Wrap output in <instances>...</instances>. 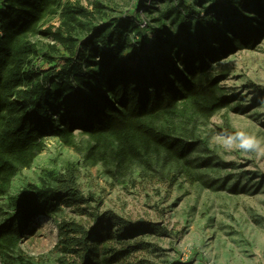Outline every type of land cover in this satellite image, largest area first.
Here are the masks:
<instances>
[{
    "label": "trees",
    "instance_id": "1",
    "mask_svg": "<svg viewBox=\"0 0 264 264\" xmlns=\"http://www.w3.org/2000/svg\"><path fill=\"white\" fill-rule=\"evenodd\" d=\"M163 1L167 8L146 29L138 12L111 22L100 0L91 9L78 0H0V197L47 138L76 149L77 131L87 137V157L117 182L135 170L147 181L158 182V174L171 183L181 175L191 179L198 146L208 148L195 135L197 120L229 104L220 86L228 73L217 74L216 66L263 42L264 0H209L202 10V0ZM60 8L59 27L43 29ZM81 16L91 18L87 29ZM38 35L53 43L39 47L31 40ZM251 87L264 93L263 86ZM67 172L56 176V187L30 183L10 196L14 214L0 206L2 264H12L7 255L18 250L35 217L52 215L63 202H87L72 164ZM104 214L93 215L90 229L59 225L58 246L68 255L59 264H130L129 257L148 249L131 240L157 233L156 224Z\"/></svg>",
    "mask_w": 264,
    "mask_h": 264
},
{
    "label": "rangeland",
    "instance_id": "2",
    "mask_svg": "<svg viewBox=\"0 0 264 264\" xmlns=\"http://www.w3.org/2000/svg\"><path fill=\"white\" fill-rule=\"evenodd\" d=\"M78 1L88 9L94 2ZM100 1L110 8L105 11L111 22L131 19L138 12L143 23L140 28L155 26L152 19L167 8L163 0ZM187 1L196 4L197 0ZM199 2V10L209 6V0ZM47 20L43 29H57L61 8ZM90 20L80 17L85 29ZM167 24L175 33L176 28ZM31 40L39 47L53 43L43 35ZM221 72L228 73L220 86L229 104L209 120H197L195 135L206 141L208 148L198 146L194 158L199 168L189 180L181 175L171 183V179L158 174V182L147 181L135 170L122 184L87 157V137L79 131L75 132L76 149L47 138L30 167L22 169L12 180L8 194L0 197L3 211L14 214L8 198L30 183L38 188L56 187V176L67 175L69 164L87 202H63L52 215L35 217L27 224L18 250L8 253L7 260L19 264L18 257L22 256L34 264H59L68 257L58 246L61 223L75 222L90 229L95 213L112 212L133 224L143 221L158 227L157 233H138L131 240L144 242L148 249L129 257L130 264H135V259L146 264H264V154L229 153L219 139L240 130L264 137V93L251 87H264V40L257 49L240 51L221 62L216 73Z\"/></svg>",
    "mask_w": 264,
    "mask_h": 264
},
{
    "label": "clouds",
    "instance_id": "3",
    "mask_svg": "<svg viewBox=\"0 0 264 264\" xmlns=\"http://www.w3.org/2000/svg\"><path fill=\"white\" fill-rule=\"evenodd\" d=\"M222 147L226 152L240 151L244 154H264V137L245 130L220 136Z\"/></svg>",
    "mask_w": 264,
    "mask_h": 264
}]
</instances>
